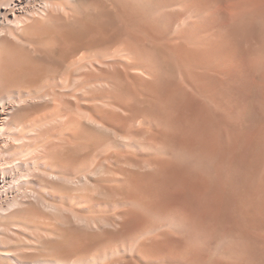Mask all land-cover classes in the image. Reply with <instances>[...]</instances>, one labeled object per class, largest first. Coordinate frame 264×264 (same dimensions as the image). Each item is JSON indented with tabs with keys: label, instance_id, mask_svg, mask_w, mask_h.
<instances>
[{
	"label": "bare ground",
	"instance_id": "6f19581e",
	"mask_svg": "<svg viewBox=\"0 0 264 264\" xmlns=\"http://www.w3.org/2000/svg\"><path fill=\"white\" fill-rule=\"evenodd\" d=\"M0 264H264V0H0Z\"/></svg>",
	"mask_w": 264,
	"mask_h": 264
}]
</instances>
